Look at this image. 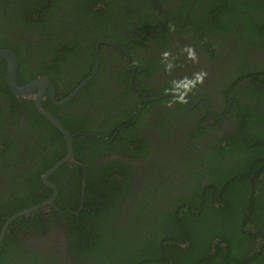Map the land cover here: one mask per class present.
Returning a JSON list of instances; mask_svg holds the SVG:
<instances>
[{
    "label": "trees",
    "instance_id": "obj_1",
    "mask_svg": "<svg viewBox=\"0 0 264 264\" xmlns=\"http://www.w3.org/2000/svg\"><path fill=\"white\" fill-rule=\"evenodd\" d=\"M99 40L126 46L135 64L134 83L146 97L173 91L169 87L154 91L140 81L155 75L158 60L172 57L179 41L182 58L189 57L197 44L205 57L222 66L221 59L229 52L226 65L231 75L222 83L221 94L232 102L233 134L224 136L216 121L207 127L209 113L202 101L196 108L203 105V114L190 136L218 134L220 139L210 151L177 155L172 150L161 156L149 148L140 130L149 127L154 107H177L172 114L162 112L155 127L170 137L176 134L173 128L166 129L171 116L188 117L194 110H185L176 98L146 105L129 87L130 60L114 53L109 62L102 57L108 46L101 45L97 74L73 100L56 106L46 95L41 102L74 136L73 154L80 165L63 164L49 177L57 190L53 206L9 225L0 264H264V114L254 106L264 105V58L260 59L264 0H0V50L17 56V85L46 76L54 86L55 101L90 74ZM6 69L3 61L0 231L10 216L52 196L41 175L66 155L63 136L38 114L33 101L10 91ZM187 82L176 86L187 106L199 96L211 102L200 80ZM114 83L122 85L118 95ZM100 97L106 100L101 104L102 116L123 104V99L128 105L102 129L88 115L65 114L67 108L80 104L95 107ZM113 152L123 158L152 159L154 169L140 183L147 199L132 191L136 178L130 166L99 162ZM178 164L188 170L194 167L183 190L187 194L173 195L157 209L161 200L156 191L164 186L167 193L177 192ZM130 202L131 211H125L123 206ZM57 231L64 237L68 261L48 247L29 245L34 238Z\"/></svg>",
    "mask_w": 264,
    "mask_h": 264
},
{
    "label": "flooded vegetation",
    "instance_id": "obj_2",
    "mask_svg": "<svg viewBox=\"0 0 264 264\" xmlns=\"http://www.w3.org/2000/svg\"><path fill=\"white\" fill-rule=\"evenodd\" d=\"M177 46L181 47V41H179V44ZM114 53H118L119 55L124 56L126 60H130V63L132 64V60L129 59V55L127 53L123 54L111 47L104 48L102 57L108 59L109 62H111L113 61L112 56L114 55ZM203 54L204 53L198 48V45L194 44V52L189 57L187 56V58L178 57L177 61L175 62V67L173 69L172 67L168 68L169 66L168 62H166L167 58L164 57L163 59V57L160 55L161 58L160 60H158V66H155L154 68L155 75L140 81L141 85H143L146 88H150L154 91L158 90L159 88L161 89L167 87H169V89L171 88L173 90L171 93L162 94V95H173V96H167L166 98H176L181 101L183 108L185 110L189 112L194 110V112L191 115H189L190 117L188 116V117L180 118V114H177L174 118L171 116V119L166 124V129L173 128L174 131L176 132L175 136L173 135L171 137L167 136L165 131H160V130L156 131L155 127L156 124H158L159 120L161 119L162 112L166 114L168 113L172 114L173 110H176L177 107L175 105L156 106L149 113L150 114L148 120L149 127L141 129L140 132L143 135L145 141L147 142L149 148H151L152 150H157V152H160L161 156H164L165 154L169 155L172 150H174L177 155H180L181 152L185 153V151L189 152V151L206 150L207 152L210 151V149L212 148L213 142L220 139V136L216 133H212L207 138H205L204 135L199 138H191L190 136L193 132L192 126L199 120V118L203 114V105H199V107L196 108L199 102L202 101H206L205 108L209 113V118L205 120L207 127L212 126L214 124V121H216L219 123V131L222 134H224V136L231 137L233 134V129L236 123L232 118L233 116L232 102L229 101L228 98L224 99V97L221 94L222 85H223L222 83L225 80H228L231 75L230 67L227 68L226 65L227 60L229 59L228 57L229 52L225 54L224 59H221L222 66L219 64V61L209 60V58L205 57ZM100 58H101V54H100ZM263 58L264 56L260 54V59ZM110 67H113L114 70H117V66L114 67L113 64H110L109 68ZM220 70L221 72H219ZM131 73L132 74L130 76V79L133 75L132 71ZM190 78H192L193 80L201 81V88L204 89L205 93H207L211 97L210 103L207 101V99L204 96H199L193 101V104L191 106H187L184 97L180 92L177 91L176 86L183 84L187 85L188 83L187 81H189ZM130 79H129V87L137 94H139L132 87L130 83ZM133 83H134V79H133ZM135 87L140 89L136 85ZM112 89L114 93L118 95L119 94L118 90L122 91V85L114 83ZM46 95L48 96V94L46 93L42 101L45 100ZM177 95H180L181 97ZM55 96H56V92H55ZM157 96H161V95H157ZM21 99H27L33 101L32 98L21 97ZM99 100H100L99 104H97L95 107H90L88 103H86L85 106H83V104H80L75 108L74 107L67 108L65 114L71 118H75L81 115H88L91 121L96 126V128L102 129L103 124L107 120L116 119L125 112L126 106H128L126 100L123 99L122 100L124 102L123 104L112 106L113 109L110 111L109 115L102 116V114H100V110L103 108L101 104L105 103L106 100L105 99L102 100L101 97ZM129 102L132 104L134 100L132 98H129ZM247 102L251 103L248 100ZM146 105H143V107L144 106L146 107ZM254 106L259 112L264 114V105L254 104ZM137 117L138 115L136 114L135 120H137ZM197 157H199L201 160L203 159L202 154H200L199 156L197 155ZM108 161H116L130 166L133 169L136 178V182L134 184V187L132 188V191L138 194L137 197L143 195L147 199L146 190L140 185V183L141 181H144L148 177L147 175L150 174V172L154 169L151 158L149 157L147 159L123 158L118 153L113 152L102 158V160H100L99 162L104 163ZM34 164L35 163L31 161L30 163L31 167H34ZM71 165H77V164H71ZM48 181H49V177H48ZM188 185L189 184L187 182V184L183 189H180L177 192H168V193L166 192V187L163 186L161 192L156 191V194L159 196L161 202L155 204V208L157 209L163 208L165 205H167L170 202L168 201V199L173 195L177 196L182 193L187 194L183 190ZM131 207H132V202L125 204L123 206V209L125 211H131ZM33 240L34 241L30 242V244L28 243L29 245L32 244L33 249H37L38 247L45 246L48 247V249L51 250L53 253H56L57 255L60 254L67 261L69 260L65 252V246H66L65 240L62 233H60V231H57L55 234L48 233L46 234V236L42 238L36 237Z\"/></svg>",
    "mask_w": 264,
    "mask_h": 264
},
{
    "label": "water",
    "instance_id": "obj_3",
    "mask_svg": "<svg viewBox=\"0 0 264 264\" xmlns=\"http://www.w3.org/2000/svg\"><path fill=\"white\" fill-rule=\"evenodd\" d=\"M105 45L108 47H111L123 54H126L125 48L126 46L120 47L116 43H114L111 40H99L96 45H95V57H94V63H93V68L90 72V74L82 80L66 97H64L60 101H55V89L51 81L48 79V77L43 76L36 78L27 84L23 86L17 85L16 82V76H17V70H18V59L17 56L15 55L14 52L11 50L7 49H2L0 50V66L3 61L6 62L7 64V69H6V83L10 89V91L22 98H32L34 107L36 111L43 117L45 118L48 122H50L56 130L63 136L65 140V149H66V155L60 159L58 162H56L49 170H47L41 178L42 183L48 187L49 189L52 190L53 194L52 196L36 205L27 209H24L22 211H19L15 213L14 215L10 216L5 223L3 224L1 231H0V247L2 244V240L4 235L7 232V229L9 225L21 218L28 216L40 209H44L49 206H53V203L55 201V198L57 196V190L55 186L48 181V177H50L61 165L63 164H77L80 165L75 159H74V154H73V148H72V143H73V138L74 136L71 135L60 123L59 121L53 117L49 112H47L43 107L41 106V101L44 99L45 94L47 93L48 96L50 97L51 101L56 104V105H64L71 101L92 79L93 77L97 74L99 65H100V46ZM129 59H131L129 57ZM132 72L133 75L130 79V83L132 87L139 93L141 98L145 103H150L153 101H157L162 98H166L167 96H173V95H161V96H155V97H146L143 92L135 87L133 83L134 79V74H135V64L132 61ZM181 97L180 95H177ZM84 189H85V184L84 181H82V191H81V201L83 199V194H84Z\"/></svg>",
    "mask_w": 264,
    "mask_h": 264
},
{
    "label": "rangeland",
    "instance_id": "obj_4",
    "mask_svg": "<svg viewBox=\"0 0 264 264\" xmlns=\"http://www.w3.org/2000/svg\"><path fill=\"white\" fill-rule=\"evenodd\" d=\"M183 53V50L179 47H177L173 53H172V57H168L167 61L168 62V68L172 67L174 65V63L177 61L178 57H181L179 54ZM178 164L176 167V173L177 176L175 178V183H174V191H178L180 189H183L185 187V185L187 184L188 180H189V175L191 170L194 169V167H191L189 170L187 169V167H184L183 165ZM180 166V168H179Z\"/></svg>",
    "mask_w": 264,
    "mask_h": 264
}]
</instances>
